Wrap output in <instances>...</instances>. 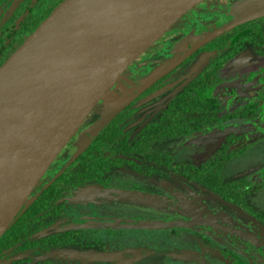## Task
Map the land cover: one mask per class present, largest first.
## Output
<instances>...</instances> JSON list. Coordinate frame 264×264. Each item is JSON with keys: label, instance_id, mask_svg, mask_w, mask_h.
<instances>
[{"label": "flooded vegetation", "instance_id": "1", "mask_svg": "<svg viewBox=\"0 0 264 264\" xmlns=\"http://www.w3.org/2000/svg\"><path fill=\"white\" fill-rule=\"evenodd\" d=\"M44 2V0H0V58H3L0 66L14 52L7 54V51L15 44L12 43V35L17 37L18 32L24 29L29 20L28 14L30 17L40 14L38 8L41 9L40 6ZM256 11L260 14L223 30L224 26L231 21ZM184 15L186 17H183ZM22 16H25L26 20L22 19ZM181 16L183 18H180ZM181 16L177 18L179 21L182 19L179 27L176 26L169 31L167 28L160 36H164L162 49H167L173 41L183 40L188 36L187 34L200 35L206 32L197 43L194 42L187 49L178 51L176 65H185L189 58L200 56L204 52L208 53L207 60L198 65L199 72H196V76L178 89L154 121L129 134L121 127V120L125 116L120 112L110 115L108 117L110 119L105 122L107 118L99 125L88 144L63 165L59 173L46 182L36 183L27 200L53 180H56L57 193L48 208L43 209L40 206L36 211L37 217L29 216L31 212L26 215L25 231L28 233L26 239L35 246L34 250H29L31 247H27L21 253V257L26 260L25 263L87 264L86 261L94 258L89 252L85 253H89L90 257L84 259L68 256H58L53 259L54 256L46 255L60 247L74 248L72 243L64 241L84 236L83 229L71 228L57 233L40 234L49 228V221L63 213L65 204L61 199L66 203L74 199L65 195V191L92 180L105 183V180L113 173L112 183L116 176H119V181L124 177L126 183L135 179L133 176L138 177L137 191L144 195L146 201L152 189L142 185L143 179L149 180L153 175L184 178L193 187H201L211 192L216 201L219 200V208L224 206L234 211L239 210L255 219V224L252 223L246 225L245 229H240L214 221L211 217L201 216L192 210L177 209L173 201L165 203L162 201V196H158L159 198L154 196L153 202L157 204L159 211L168 217L172 214L167 208L170 205L171 209L177 211L176 216L181 215L184 218L181 220L183 222L179 221L177 225L172 224L169 220L174 221L176 217L174 219L165 217L166 220L162 218L163 223H159L168 224L169 227L160 229L148 224L153 223L151 221H145L146 224L137 226L127 224L125 222L128 221H125L116 227L103 224L107 221H102L93 226L98 227L97 230L100 227L105 230L107 234L105 239L109 241L110 238L107 237L113 238L116 247L119 245L126 247L129 244L123 238L133 239V235L126 234L123 230L133 227L142 231L138 233L142 235V239L152 235L159 239L177 236V228L188 229L191 237L200 236L207 239L208 234L216 231L219 235L214 243H217L218 247H215V251L209 255L210 264H264V209L253 210L252 203L249 202L264 188V79L261 78L264 73L255 71L248 73V70H257L252 69L255 67L251 65L253 61H264V0H202ZM37 26L34 25L33 31ZM158 43L157 49H160L162 43L160 41ZM149 47L138 55L140 59L135 61L134 65L130 63L123 70L113 84L114 86L118 82L122 86L115 94L117 101L136 96L144 87L148 89L153 84H150V81L154 79L155 73L157 77L167 73V70H156L160 65L159 59L153 58L150 53L144 54ZM149 51L154 52L153 49ZM222 65L228 68V71L224 73L236 72L235 77L232 80L229 79L230 81L221 78L213 82L214 72ZM218 71L216 74L221 76L223 70ZM217 85L220 86L216 88ZM208 88L212 89L206 92ZM204 91L206 94H203ZM248 94L258 95V98L255 101H243L239 108L230 112L220 113V95L228 96L229 99H243ZM257 100L261 103L259 104ZM189 134L205 137L200 146V161L196 164L174 163L169 156L149 149L151 143L163 137ZM86 149L93 153L78 159ZM246 155L249 157V163L239 164L241 166L238 167L239 170L229 169L228 166L232 161ZM82 163L85 169H81ZM227 174H231V177L226 176ZM167 188H169L168 185ZM24 205L25 203L21 208ZM113 229L116 231L114 232ZM150 230H157V234ZM92 235L87 239L84 238L86 243L79 248L87 249L89 239L92 244L99 245L98 237L93 238ZM160 246L161 249H165L162 243ZM107 258L109 260H105L104 264H113L120 257L112 255ZM194 264L203 263L194 262Z\"/></svg>", "mask_w": 264, "mask_h": 264}, {"label": "water", "instance_id": "2", "mask_svg": "<svg viewBox=\"0 0 264 264\" xmlns=\"http://www.w3.org/2000/svg\"><path fill=\"white\" fill-rule=\"evenodd\" d=\"M200 1L63 0L4 61L0 237L123 70ZM259 14L246 13L223 30Z\"/></svg>", "mask_w": 264, "mask_h": 264}, {"label": "rangeland", "instance_id": "3", "mask_svg": "<svg viewBox=\"0 0 264 264\" xmlns=\"http://www.w3.org/2000/svg\"><path fill=\"white\" fill-rule=\"evenodd\" d=\"M183 17L186 16L184 15ZM183 17L181 16L180 18ZM180 21H182V19H180ZM180 21L176 19L168 27L167 31L176 26L179 27ZM205 33L206 32H202L200 35L187 34L188 36L183 40L173 41L167 49H162L164 36L159 37L148 48L149 50L153 49L154 52L151 53V51L146 50L144 54L150 53L153 58L159 59L160 65L156 70H167V73L158 77L155 73V76H153L154 79L150 81V84H153L148 87V89L144 87L136 96H132L120 102L115 99V94L117 90L122 88V86L118 82L112 86L88 112L72 137L50 163L37 184L39 182L41 184L42 181L46 182L55 174L59 173L63 165L73 159L88 144L99 125H101L110 115L120 112V114L125 116L121 120V127L123 131L129 134L134 133L140 127H143V125L154 121L160 110L167 105L178 89L182 88L186 82L189 83L193 77L196 76V72H199L198 65L207 60L208 53L204 52L200 56L189 58L185 65H176L179 57L178 51L187 49L188 46L192 43L194 44V42L197 43ZM159 41L162 45L160 46V49H157L159 47ZM138 57L131 62L133 65L135 61L140 59V57ZM251 65L256 67H253L252 69L257 70H248V73L250 71H255L261 74L264 73V61H253ZM217 69L213 75V82L221 78L232 80L236 75V72L224 73L228 71V68L225 65L219 67V69L223 70L221 76L216 74L219 72V69ZM261 78L264 79V74ZM257 80L259 81V78ZM219 86L220 85H217L216 88ZM211 89L212 88H208L205 91L209 92ZM205 91L203 94H206ZM220 97V113H226L235 108H239L243 101H255L256 98H258V95L253 96L252 94H248L246 98L243 97V99H229L228 96L224 95H220ZM257 101L259 104L261 103L260 100ZM204 140V136L196 137L195 135L193 136L190 134L163 137L151 143L149 149L152 152L169 156L174 163L184 162L196 164L200 161L201 153H199V151L201 150L200 146ZM248 160L249 157L247 155L243 156L232 161L228 167L229 169H238V167H241L239 164H247L249 163ZM130 174L133 175L132 172H130ZM231 174H227L226 176L231 177ZM111 175V177L105 180V183L92 180L72 189L70 188L64 192L69 198L74 199L68 203L61 199L65 204L63 213L49 221V228L42 231L40 235H44L47 232L57 233L59 231H64L65 229L77 228L79 230H84V236L64 241L65 243H72V247L74 248L60 247L55 250L53 249L54 251L50 250V255L47 253V256H54L53 259L58 256L84 259L89 258L91 254L94 258L86 261L87 264H104L105 260H109L107 257L112 255L120 257L117 258L113 264H116L117 262H119V264H194V262L210 264L209 255L215 251V247H218V244L214 243L216 237L219 235L216 231L208 234L209 238L207 239L206 237L203 238L200 236L191 237V233L188 229L177 228V236H169L159 239V237H154L152 235L146 237V239H142V235H138V233L142 231L139 228L133 227L123 230L126 234L131 233V235H133V239L128 237L123 238V240L129 242V244L126 247H121L120 245L116 247L113 238L107 237L110 238L109 241L105 239L107 235L105 230L101 229V227L98 230L96 229L98 227H93L102 221H107L103 222V224L111 225V227L121 225L125 221H128L125 222L127 224L131 223L136 226L142 223L146 224L145 221H151L153 223L148 224L155 225L157 229H160L169 227L168 224L162 225L159 223L162 222V218L165 219V217L166 219H174L175 217H178L177 219L175 218L174 221L169 220L172 224L174 223L177 225L179 221L183 222L181 220L184 218L181 217V215L176 216L177 211L171 209L172 207L170 205H168L167 208H169L168 211L172 214L168 217L159 211L160 209L157 207V204H154L153 202L154 196H162V201L165 203L173 201L177 209L183 211L192 210V212H196L201 216L204 215L205 217H211L214 221L226 225H232L240 229H245L246 225L252 223L255 224V219H253L251 215L239 210L234 211L226 208L222 206L223 204H221L222 208H219V200L216 201V198L211 192L201 187H193V185L184 178L178 179L166 175H153L149 180L143 179L142 185L152 189L148 194V201H146L147 199L145 200L144 195L137 191L138 177L133 176L135 179L126 183L124 177L119 181V176H116L117 178L114 179V182L112 183L111 179L112 177L114 178V174L112 173ZM167 185L169 188L166 189ZM142 189L143 188H141V190ZM249 202L250 204L252 203L253 210H258L260 208L264 209V188L249 200ZM78 203L80 204L78 205ZM90 231L94 234L92 232L90 233ZM113 231L115 232L116 230L113 229ZM151 232L157 234V230ZM91 235L93 238L96 236L98 237L99 245H96L95 243L92 244L89 239L87 241L89 245L87 249L79 248L81 245L82 247L85 245L86 240L84 238L87 239ZM160 243L164 245L165 249H161ZM107 244L109 245L107 246ZM85 252H89L90 254Z\"/></svg>", "mask_w": 264, "mask_h": 264}, {"label": "trees", "instance_id": "4", "mask_svg": "<svg viewBox=\"0 0 264 264\" xmlns=\"http://www.w3.org/2000/svg\"><path fill=\"white\" fill-rule=\"evenodd\" d=\"M45 2L40 6L41 9L38 8L40 14L34 17H30V14L27 15L29 19L27 21V25L24 29L18 32L17 37L12 35V45L11 49L7 51V54H11L14 49L22 42L23 39H26L32 32L34 25H40L42 21L50 14V11H53L63 0H44ZM36 12V11H34ZM22 19H25V16H22ZM3 58H0V62ZM93 152L88 151L87 149L83 151L78 157V159L82 156L91 155ZM84 164L82 163V168H84ZM70 168V167H69ZM69 168H67L69 170ZM56 180L51 181L47 185L43 187V189L37 193H35L30 199L25 202L23 208L19 210L17 215L14 217L10 225L3 232L0 237V264H39L36 263H25L26 260L21 257V253L27 247L29 250H34L35 244H32L26 239V235L28 234L26 230L27 220L26 215L30 213L29 216L37 217L36 211L40 208V206L44 209L48 208L49 204L55 199V195L57 193ZM47 205V206H46ZM30 210H29V209ZM14 256V257H13ZM28 259V258H26ZM40 264H42L40 262Z\"/></svg>", "mask_w": 264, "mask_h": 264}]
</instances>
